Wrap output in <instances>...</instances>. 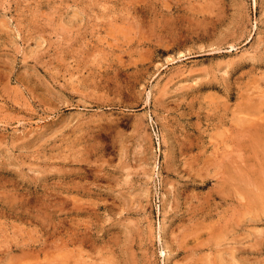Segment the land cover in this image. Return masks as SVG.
<instances>
[{
	"label": "rangeland",
	"instance_id": "obj_1",
	"mask_svg": "<svg viewBox=\"0 0 264 264\" xmlns=\"http://www.w3.org/2000/svg\"><path fill=\"white\" fill-rule=\"evenodd\" d=\"M0 264H264V0H0Z\"/></svg>",
	"mask_w": 264,
	"mask_h": 264
},
{
	"label": "bare ground",
	"instance_id": "obj_2",
	"mask_svg": "<svg viewBox=\"0 0 264 264\" xmlns=\"http://www.w3.org/2000/svg\"><path fill=\"white\" fill-rule=\"evenodd\" d=\"M238 121V120H237ZM222 122V121H221ZM220 123V122H219ZM246 124V123H245ZM222 126V125H221ZM242 126H244V125H242ZM224 127V126H223ZM226 127V126H225ZM217 128V127H216ZM243 128V127H242ZM242 128H241V130H242ZM236 129H238V128H236ZM219 130V129H218ZM227 130H229L228 128H227ZM239 131H240V129H239ZM242 133H243V131H242ZM252 133V132H251ZM237 136H238V133H237ZM239 136H240V134H239ZM243 136V135H242ZM254 136V135H253ZM252 136V137H253ZM239 138V137H238ZM242 138V137H241ZM240 138V139H241ZM221 139H222V137H221ZM253 139V138H252ZM255 139H257V138H255ZM254 139V140H255ZM227 140H228V138H227ZM231 140V139H230ZM244 141V140H243ZM221 142V141H220ZM224 142V141H223ZM241 142V141H240ZM225 143V142H224ZM228 143V142H227ZM221 144H222V142H221ZM228 145H229V143H228ZM224 146V145H223ZM231 146H233V145H230V149H231ZM218 148H219V146H218ZM224 148V147H223ZM227 148V147H226ZM229 149V150H230ZM218 150V149H217ZM224 151V150H223ZM225 152V151H224ZM227 154H229V152L227 153ZM234 164V163H233ZM231 168V167H230ZM239 168V167H238ZM251 168V167H250ZM228 172V171H227ZM239 173V172H238ZM232 175H234V174H232ZM240 177V176H239ZM246 178H247V176H246ZM233 179H235L234 177H233ZM240 179V178H239ZM243 180H244V178H243ZM238 185V184H237ZM262 231H263V229H261ZM256 232V231H255ZM261 233V232H260ZM258 234V233H257Z\"/></svg>",
	"mask_w": 264,
	"mask_h": 264
}]
</instances>
